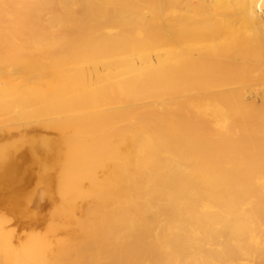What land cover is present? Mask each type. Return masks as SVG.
I'll use <instances>...</instances> for the list:
<instances>
[{"label": "bare ground", "instance_id": "6f19581e", "mask_svg": "<svg viewBox=\"0 0 264 264\" xmlns=\"http://www.w3.org/2000/svg\"><path fill=\"white\" fill-rule=\"evenodd\" d=\"M88 1L0 0V123H12L0 140L22 126L40 135L24 143L22 177L0 154V179L34 184L66 212L36 218L22 238L4 234L0 264H264V88L229 86L244 78L240 62L252 51L238 27L264 36V0H145L162 22L145 21L147 37L137 40L94 38L95 15L71 12ZM162 42L167 58L153 63L147 48ZM213 59L225 64L204 71ZM67 125L76 128L48 136ZM58 176L68 186L54 185ZM85 189L91 203L78 204ZM77 211L86 220L57 245Z\"/></svg>", "mask_w": 264, "mask_h": 264}, {"label": "rangeland", "instance_id": "374dc122", "mask_svg": "<svg viewBox=\"0 0 264 264\" xmlns=\"http://www.w3.org/2000/svg\"><path fill=\"white\" fill-rule=\"evenodd\" d=\"M71 1V0H70ZM107 1V2H106ZM89 0L88 1V3H89V5L87 4V3H82L83 5H81V6H76V7H72L71 8V12L72 13H74V14H76L77 16H78V14H80L81 16H78V18H83L85 15V17H87V15H89L90 13L92 14V15H95V17H96V19H94L93 18V21H94V23H92V29H91V31H92V36L94 37V38H101V37H103V38H105V39H107V38H110L111 37V39H113V37L114 38H117L116 36H118V34H122V35H126L127 36V38L129 39V38H132V39H135V40H137V39H141V38H143V36H145V35H147L148 34V31H147V29H146V27H144V23H145V21H149L150 23H154L155 21V23H159V22H157V21H161L162 19L161 18H159L158 17V15L160 14V12H157V11H160V10H158V8H153V10H152V8H151V2H149L148 1V3L145 1V0H137V2L135 1V0H127L128 2H127V7L125 6V5H121V4H119L118 2L117 3H115L114 1H112V0ZM141 1V2H140ZM187 1H189V4L190 5H194V4H192V1L193 0H187ZM252 2L253 1H258V0H251ZM91 2H92V4H91ZM114 2V3H113ZM255 3V2H254ZM115 4V5H114ZM117 4V5H116ZM119 4V5H118ZM85 5V6H84ZM82 6H84V7H82ZM88 6V7H87ZM125 6V7H124ZM169 7V6H168ZM109 8V9H108ZM124 10H122V9ZM239 8H235L234 10H235V12L233 13V15L236 17V15L237 14H239V10H238ZM157 10V11H156ZM236 10H237V12H236ZM54 12L56 13V15L57 14H59V10L58 9H54ZM58 12V13H57ZM108 12V13H107ZM120 12V13H119ZM122 12V13H121ZM89 13V14H88ZM117 13V14H116ZM150 13V14H149ZM83 14H84V16H83ZM152 14H153V16H152ZM172 15V16H168V15ZM134 15V16H133ZM135 15H137V16H135ZM147 15H149L148 17H147ZM156 15V16H155ZM174 15V16H173ZM50 18H49V17ZM51 14H48V15H46L45 16V21H50L51 20ZM141 16V17H140ZM142 16H143V18H142ZM166 16H167V18L168 17H175V16H177V13H172V12H168L165 16H164V18L165 19H167L166 18ZM149 17H154L153 19L152 18H149ZM136 18V19H135ZM50 19V20H49ZM144 19V20H143ZM150 19H152V20H150ZM121 20V21H120ZM152 21V22H151ZM162 22V21H161ZM144 24V25H143ZM143 25V26H142ZM244 27H246V25L245 24H240L239 25V27L238 28H240L239 30H240V34H241V36L239 37V36H237V38L238 39H242V40H244L245 41V43L243 42V44H245V46L247 47V49L246 50H249V49H252V51H249V52H247V55H249L250 57H248V58H242V60H241V66H243V68H244V70H245V74L247 75H243L244 76V78L243 77H239V76H237L238 78H234V79H232V80H230L231 81V83L229 84V86H233V87H240L241 85H243V84H245V82H247L248 84H251V85H254V87H260V88H264V87H262L263 85H264V36L263 37H261V38H258L259 36H257L256 34H254V33H251V34H254V37H253V39H251V38H249L248 37V34L247 33H249L250 34V32H249V28H247L248 27V25H247V29H248V31H247V29H245V34H243L242 32L244 31ZM145 28V29H144ZM59 28L57 27V28H54L52 31H57ZM64 30V29H63ZM63 30H58V32H55L54 31V33H56V34H58V33H62V32H65V31H63ZM61 31V32H60ZM243 35H245V37L243 36ZM246 35H247V37H246ZM147 36H145L143 39H145ZM244 37V38H243ZM222 40H224L223 38H220V39H218V40H216L215 42H219V41H222ZM150 41V40H149ZM148 41V44L150 43ZM252 41V42H251ZM144 42V41H143ZM152 44H154V42H151ZM150 43V44H151ZM226 43H228L227 45L225 44V46H230L231 45V42L229 43V41H226ZM255 43H257L255 46H254V44ZM110 44H113V42L112 43H110ZM136 45L138 44V41H136V43H135ZM165 44H164V42H162V43H158V46H159V50H156V51H154V50H152L151 51V48H147V57H148V60L149 59H151L152 60V62L153 63H155L156 62V60H157V58H158V56H163V57H165L166 56V52H167V50H161V52H160V48L162 47V46H164ZM233 45V44H232ZM263 47H262V46ZM111 45H109V47H110ZM109 47H105V48H107L108 49V51H109V49H111V50H114V48L111 46L110 48ZM245 47V48H246ZM250 47V48H249ZM251 47H253V48H251ZM103 48V47H102ZM104 48V49H105ZM249 48V49H248ZM103 49V50H104ZM132 49H134V50H132ZM131 50L133 51V53H131L132 51H130V53L128 52V54L130 55V58H136V60L140 57V55H139V53L137 52V49L135 48V47H133ZM180 49V48H179ZM257 50V51H256ZM179 52V51H178ZM180 52H181V49H180ZM138 53V54H137ZM128 54H126V55H128ZM133 55V56H132ZM137 55V56H136ZM46 56H49V55H46ZM168 56V55H167ZM170 57H172L173 58V56H170ZM165 58H167V57H165ZM187 59V58H186ZM202 60H203V62H204V59H201V62H202ZM211 61V60H210ZM213 62H209V61H207V63L209 64L208 66H206L207 64H206V61H205V64H204V66H203V68H204V71H210V70H213L214 68H215V66L217 67L218 65H220L221 63H223V62H225V61H221V60H212ZM202 62V63H203ZM227 63V62H226ZM214 64V65H213ZM223 64H225V63H223ZM203 65V64H202ZM201 65V66H202ZM114 67V66H113ZM255 67V68H254ZM143 70L144 71H149L150 70V64H144L143 65ZM249 72V73H248ZM253 74V75H252ZM251 75H252V77H251ZM245 76H246V78H245ZM250 76V77H249ZM253 76H255V77H253ZM242 79V81L240 80V79ZM252 78V79H251ZM235 79H238V80H235ZM245 79H247V80H245ZM255 79V80H254ZM255 81V82H254ZM237 82V83H236ZM252 82H253V84H252ZM257 83V84H256ZM258 84H260V85H258ZM262 84V85H261ZM97 88V87H96ZM16 111H21L20 110V108H19V110H18V108L16 109ZM5 112H6V110H4V109H1V112H0V114H5ZM32 115L31 114H29V115H21V116H19V123H24L23 121H27V120H30V117H31ZM29 118V119H28ZM20 119H23V120H20ZM27 119V120H26ZM21 121V122H20ZM17 122V123H18ZM6 123V124H5ZM3 127V129L0 131V138H1V132L2 133H5V134H7V131H8V128H11L12 127V123L10 124L9 123V126L7 125L8 124V122H6V121H4V122H1L0 123ZM0 125V126H1ZM7 125L8 127H7V129H5L4 127ZM23 127V128H22ZM21 127V130H20V128H19V130H17V129H15V130H17L16 132L14 131V132H12L11 134L12 135H17L16 137H12L11 139H8V140H4L5 141V143H4V141L2 140H0L1 142H0V151H2V153L0 152V154L1 155H5L6 156V152L8 153L7 154V156H8V159H7V163H6V165L8 166V164L10 163H12L11 164V166H10V168H14V171H15V174L18 176V175H21V177H22V173H21V171H22V168H24V169H26V167H25V165H20V164H22V162L21 161H23L24 160V158H26L25 157V155H26V150H27V148H23L24 147V143H25V145H27L29 142H31V141H35V140H38L37 139V136H38V138H40V135H37L36 134V136L34 135V134H24L25 133V131L27 130L26 129V127L25 126H22ZM69 127H70V125H67V129H65L64 127H63V129L65 130H63V129H61V130H57V129H55V131L54 132H50V133H48V136H50V137H52V136H54V135H56L57 133L60 135H58V138H61V136L62 135H65L67 132H66V130L69 132ZM1 128V127H0ZM17 128V127H16ZM72 128H76L75 126H71L70 127V129H72ZM60 129V128H59ZM74 129H72V130H74ZM40 131L41 130V128H38V129H36V131ZM64 131V133H63V131ZM71 130V131H72ZM22 132H23V134H22ZM57 132V133H56ZM37 133V132H36ZM18 134H20V135H18ZM9 135V134H8ZM7 136V135H6ZM22 136V137H21ZM28 136H31V137H28ZM47 136V137H48ZM19 137H21L20 139H19ZM23 137L25 138L24 140H22L23 139ZM33 137V138H32ZM14 138V139H13ZM29 138V139H28ZM30 138H31V141H30ZM57 138V139H58ZM16 139V140H15ZM28 140V141H25V140ZM35 139V140H34ZM13 141V143H14V146L15 147H18L19 149H21V151L19 150V152H16L15 150V147L13 146V143L11 142H8V143H6L7 141ZM19 140H21V141H19ZM23 141H25V142H23ZM19 142H22L21 144H19L18 146H17V144ZM28 142V143H27ZM50 142V141H49ZM61 141H59V142H57L58 144L60 143ZM9 143L11 144V146L9 145ZM50 143H52V142H50ZM7 144V145H6ZM61 144V143H60ZM6 145V147H5V149H3V150H1V148L2 147H4V146ZM8 146V147H7ZM14 148H13V147ZM21 147V148H20ZM5 150V151H4ZM25 150V151H24ZM28 151V150H27ZM14 152H16L19 156L21 155L22 157H14ZM0 155V156H1ZM24 156V157H23ZM19 158H20V161H19ZM68 159V157L65 159L64 158V153H63V158H62V161L65 163V164H67V162L65 161V160H67ZM15 161V162H14ZM101 164V163H100ZM99 164V165H100ZM15 165H17L16 167H15ZM3 178V179H2ZM60 178V179H59ZM0 222H2V223H4V220H5V222L7 221V223H9V225L10 224H12V225H10V226H7L8 224H3L2 226H3V230H7L8 228H10V230L8 231V232H4L2 229H1V231L3 232V233H1V231H0V240H3L4 239V234H9V233H11V231H14L15 229H17V234L19 235H21V234H24V233H22L23 232V230H24V228H26V226H34L35 227V225H34V221H35V219L36 218H39V219H42L44 222H45V220H46V222H48V221H50L52 218H55V216L57 215V217L58 216H60V218L62 217V218H64L63 217V214L64 213H66V212H62L63 214H57L56 212L59 210V213H60V209H58V208H60V203H57L56 201H55V195L54 196H51L50 194H48V193H44V195L43 196H40L41 194H40V187H35L36 185H25L24 184V187L21 185L20 186V184H19V181L17 180H13V179H11V178H7V175H4V176H2L1 177V179H0ZM7 181H9V182H7ZM66 181V182H65ZM5 182V183H4ZM67 182L69 183V181L68 180H64V178L62 177H60V176H58L57 178H55V181H54V185H56V186H61V187H64V186H68V184H67ZM1 183H3V185L1 184ZM35 183V182H34ZM58 183V184H57ZM64 183V184H63ZM67 184V185H66ZM14 186V188L15 189H17L16 191H9V189H8V187L9 186ZM64 185V186H63ZM2 187H3V189H2ZM86 188L88 187V186H85ZM5 189V190H4ZM87 192H88V189L86 190H83V192H82V195H81V197H79V199L77 200V202H78V204H81L80 203V201H82V204H83V202L85 203V205L86 204H88V203H91V201H89L90 200V198H89V195L87 194ZM84 193V194H83ZM86 193V194H85ZM47 194V195H46ZM50 195V196H49ZM84 195V196H83ZM85 197V198H84ZM12 199V200H11ZM49 201H48V200ZM53 199V200H52ZM84 199L87 201L88 199V201L89 202H86V201H84ZM92 200V199H91ZM56 205V206H55ZM63 207H66L67 208V205L66 206H64L63 205ZM47 208H48V210H47ZM52 211H51V210ZM64 210H65V208H63ZM38 210V211H37ZM51 212H50V211ZM57 210V211H56ZM49 211V212H48ZM55 211V212H54ZM62 211V210H61ZM46 212L48 213V214H46ZM78 212V211H77ZM41 213H42V215H41ZM52 213V214H51ZM54 213H56V215H54ZM70 213V214H69ZM79 213V212H78ZM78 213L75 215V217H72V219H74V218H77L76 220L74 219V220H71V217H68L69 215H73V214H75V213H71V212H68V216H67V218H69L71 221H69V219H67L66 221H69V222H64V224H63V222H62V224L59 226L60 227V231H61V233L60 234H56V240H57V245H58V241L59 240H63V241H65V242H67L69 239H68V234H69V232H71L72 230L71 229H76V227L78 228L79 227V222H82V221H84V215L83 214H80L79 213V217L80 218H78ZM45 214V215H44ZM50 215V216H49ZM65 215V214H64ZM8 217H10L11 219V221L10 222H8L9 220V218ZM15 217V218H14ZM19 218V220L21 221V222H19V220H18V218ZM24 218V217H26V218H24L26 221V223L25 222H23L22 220H21V218ZM86 217V216H85ZM12 218H14L15 220H16V222L14 221V224L12 223L13 222V220L14 219H12ZM17 218V219H16ZM50 218V219H49ZM87 218V217H86ZM28 219V220H27ZM48 219V220H47ZM86 220V219H85ZM61 221H65V219L64 220H61ZM19 222V223H18ZM23 222V223H22ZM76 222V224H74V223ZM2 223H0V224H2ZM30 223V224H29ZM25 225V226H22V225ZM6 225V226H5ZM21 225V226H20ZM73 225V226H72ZM62 227V228H61ZM68 227V228H67ZM5 228V229H4ZM67 228V230H65ZM73 229V230H74ZM5 230V231H6ZM58 230V231H59ZM69 230H71V231H69ZM16 231V230H15ZM18 231H19V233H18ZM21 232V233H20ZM57 232V231H56ZM58 233V232H57ZM7 234H6V236H7ZM67 234V235H66ZM4 235V236H3ZM19 235V237L18 238H22V236H20ZM65 235L67 236V237H65ZM3 237V238H2ZM24 237V236H23ZM68 239V240H67Z\"/></svg>", "mask_w": 264, "mask_h": 264}, {"label": "built area", "instance_id": "2783aa9c", "mask_svg": "<svg viewBox=\"0 0 264 264\" xmlns=\"http://www.w3.org/2000/svg\"><path fill=\"white\" fill-rule=\"evenodd\" d=\"M199 2V0H193L192 4H197Z\"/></svg>", "mask_w": 264, "mask_h": 264}]
</instances>
